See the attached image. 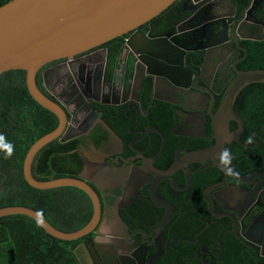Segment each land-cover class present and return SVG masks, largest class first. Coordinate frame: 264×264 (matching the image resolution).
<instances>
[{
	"label": "flooded vegetation",
	"instance_id": "1",
	"mask_svg": "<svg viewBox=\"0 0 264 264\" xmlns=\"http://www.w3.org/2000/svg\"><path fill=\"white\" fill-rule=\"evenodd\" d=\"M192 1L180 0L162 18L145 25L150 38L170 35L176 37L179 47L187 48L181 70L188 78L181 84L147 75L141 63L135 62L124 49L108 75L102 46L71 60L51 62L37 72L38 87L66 112L71 125L69 134L80 133L76 138L82 140V167L75 176L91 186L101 210L99 227L76 240L79 242L69 252L71 258L63 264H141L132 255L138 248H145L144 264H171L170 244L178 240L171 237L170 230L184 212L198 214L204 225L199 233L218 228L220 235L206 244L189 239V251L180 254L184 258L182 264H227L224 252H231L237 260V245L242 246L241 254L248 255L246 258L250 257L252 264H264V125L247 131L235 100L233 108L243 121V130L238 142L231 140L227 163L222 155L224 148L217 150L216 158L212 154L206 159L191 157L192 153L215 145L211 115L216 113L236 71L252 70L241 68L248 55L244 43L264 41L246 38L264 36V0H256L254 5L253 0H248L242 9L239 0H231L236 6L234 21L244 33L241 39L235 34L238 47L234 37H229L228 27L220 31V22L207 29L208 44L194 36L192 31L200 24L192 27L196 20L191 19L189 10H184L190 9ZM215 14H208L207 20L219 19L213 18ZM168 20L171 30L157 33ZM222 32L223 40L218 35ZM82 95L97 116L85 111L80 102ZM88 96L96 100L87 99ZM153 106H157V114ZM125 123L128 126L121 130ZM237 127L235 121H230L228 134ZM175 162L180 167L164 178ZM226 167L233 174H226ZM186 176L189 184L184 190H177L185 186ZM152 187L159 200L174 208L162 230L161 252L154 236L166 209L153 202ZM207 190L213 217L205 199ZM63 197L65 204L58 220L67 225H86L93 212L89 197L81 190H69ZM199 198L201 203L197 207L194 202ZM146 207L153 216L150 221ZM123 216L132 219V228ZM244 264H251L250 260Z\"/></svg>",
	"mask_w": 264,
	"mask_h": 264
},
{
	"label": "water",
	"instance_id": "2",
	"mask_svg": "<svg viewBox=\"0 0 264 264\" xmlns=\"http://www.w3.org/2000/svg\"><path fill=\"white\" fill-rule=\"evenodd\" d=\"M180 0H10L0 6V75L11 70L25 72V84L30 97L41 107L53 113L58 124L49 133L37 139L28 149L23 160L22 174L26 183L34 189L47 190L60 187H74L84 192L90 199L93 212L89 222L74 232H63L54 228L37 211L24 206H8L0 208V217L23 215L36 221L51 237L62 241H76L96 229L101 217L99 198L94 190L82 177H61L47 181L36 180L31 172V166L36 154L54 140L65 143L78 135L69 134L71 125L62 106L46 96L36 82L37 72L45 65L60 59L71 60L74 56L100 47L118 38L124 39L123 49L132 56L135 62H140L149 76L167 78L176 84H181L185 78L182 56L185 45L175 41L170 35L150 38L147 23L158 18L163 12ZM256 0H253L254 5ZM189 10L191 19L196 20L193 35L208 44L207 29L212 23L220 22V31L228 27L229 37L241 39L244 36L241 26L234 21L235 4L231 0H193ZM264 7V6H261ZM234 10V11H233ZM215 12L219 18L207 20V15ZM261 16L264 17V10ZM202 24V25H201ZM237 26V28H236ZM214 35V33H212ZM236 34V35H235ZM223 40L224 34H218ZM247 39L262 41L264 36H247ZM192 51V50H190ZM106 57L107 49L103 47ZM246 52V51H245ZM146 67V69H145ZM145 77V73H144ZM264 84V69L237 70L236 76L226 86L216 113L211 115L213 130L216 137L215 145L208 150L191 154L192 158H208L210 154L216 158L219 148L227 149L231 157V140L238 142L239 133L243 130V121L234 111V102L243 88L250 84ZM85 97V96H84ZM80 97L85 111L94 114L86 98ZM87 99L96 100L91 96ZM96 114V113H95ZM97 116V114H96ZM235 121L238 127L234 133L228 134L229 122ZM71 122V121H70ZM107 129L108 127L105 126ZM109 130V129H108ZM223 150V149H222ZM180 167L175 162L170 172ZM189 184L186 176L184 190ZM150 196L153 202L166 209L164 217L159 221L155 241H159L161 252L162 230L174 212L169 202L161 201L151 188ZM210 216L213 217V204L209 198V190L205 192ZM257 221V220H256ZM255 221V222H256ZM254 222V224H255ZM253 224V225H254ZM252 225V227H253ZM119 226L125 227L119 222ZM101 227V226H100ZM228 231L225 233V235ZM232 235H237L231 231ZM238 236V235H237ZM132 255L139 263L145 262V248H138Z\"/></svg>",
	"mask_w": 264,
	"mask_h": 264
},
{
	"label": "trees",
	"instance_id": "3",
	"mask_svg": "<svg viewBox=\"0 0 264 264\" xmlns=\"http://www.w3.org/2000/svg\"><path fill=\"white\" fill-rule=\"evenodd\" d=\"M8 1L10 0H0V6ZM248 3V0H239L241 9ZM165 13L167 11L160 17L162 18ZM170 30L171 20H168V23L161 26L157 33ZM125 38H115L102 46L107 49L108 75L123 50ZM244 44L248 48V55L241 68L264 69V41H246ZM263 87L261 84H250L237 96V111L242 116L247 131L256 130L264 125ZM40 89L53 100L45 90ZM154 111L157 114V106ZM57 124L56 116L30 97L25 84L24 71L11 70L0 75V136L4 138L0 143V208L8 206L31 208L54 228L63 232H74L85 225H67L58 218L63 213L62 207L65 204L63 195L69 190H79L74 187L34 189L26 183L22 174L23 160L29 147L41 136L55 129ZM127 126L128 124L125 123L121 130H125ZM98 143L99 141L96 140V146ZM80 144L82 140L78 137L65 143L54 140L44 146L33 159L31 166L33 177L39 181L76 177V173L82 167ZM6 146L11 148V156H8ZM194 203L195 205L201 203V199ZM145 214L150 221L153 216L148 207L145 208ZM89 217L90 215L87 221ZM123 220L126 224L130 222V228L133 227L131 218L123 216ZM203 228L204 225L198 214L194 212L181 214L170 230L171 237L178 240L170 244L171 264H182L184 258L180 254L189 251V239L196 238L206 244L220 235L218 228L213 231L205 229L199 233ZM77 242L79 241L57 240L48 235L36 221L23 215L0 217V264H63L64 260L71 258L69 252ZM237 246L235 247L237 260L232 258L231 252H224L227 264H244L245 260H250L252 264V259L246 258L248 255L244 257L241 254L242 246Z\"/></svg>",
	"mask_w": 264,
	"mask_h": 264
},
{
	"label": "clouds",
	"instance_id": "4",
	"mask_svg": "<svg viewBox=\"0 0 264 264\" xmlns=\"http://www.w3.org/2000/svg\"><path fill=\"white\" fill-rule=\"evenodd\" d=\"M41 90V89H40ZM3 137L2 136H0V143H2L3 142ZM249 143H251L252 141L251 140H249L248 141ZM6 147H8V156H11V154H12V151H11V148L9 147V146H6ZM223 159H224V161L227 163V161H228V151H227V149H225L224 150V152H223ZM226 174H229V175H231V174H233V170L231 169V168H227L226 167ZM237 175H238V173H237Z\"/></svg>",
	"mask_w": 264,
	"mask_h": 264
}]
</instances>
